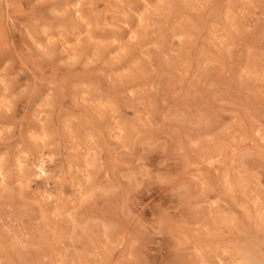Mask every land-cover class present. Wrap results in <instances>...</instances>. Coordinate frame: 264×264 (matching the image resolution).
<instances>
[{
	"label": "clouds",
	"instance_id": "9594fccd",
	"mask_svg": "<svg viewBox=\"0 0 264 264\" xmlns=\"http://www.w3.org/2000/svg\"><path fill=\"white\" fill-rule=\"evenodd\" d=\"M224 3L194 62L216 0H0V264H264V0Z\"/></svg>",
	"mask_w": 264,
	"mask_h": 264
},
{
	"label": "rangeland",
	"instance_id": "374dc122",
	"mask_svg": "<svg viewBox=\"0 0 264 264\" xmlns=\"http://www.w3.org/2000/svg\"><path fill=\"white\" fill-rule=\"evenodd\" d=\"M216 15L221 17L218 27L213 30H207L203 35L204 39L198 41L194 47L190 48L187 52V56H189L194 62L199 58L202 51H207L209 53H215V46L221 37L218 33L222 32L228 25L230 24V10L225 6L224 0H216L215 4ZM231 63V61H230ZM238 63H233L232 67L234 69L238 68V70L243 73V67H238Z\"/></svg>",
	"mask_w": 264,
	"mask_h": 264
}]
</instances>
